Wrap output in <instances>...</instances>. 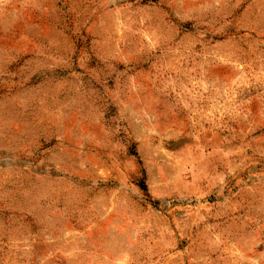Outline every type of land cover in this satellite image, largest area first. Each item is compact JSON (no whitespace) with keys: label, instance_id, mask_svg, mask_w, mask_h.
<instances>
[{"label":"rangeland","instance_id":"374dc122","mask_svg":"<svg viewBox=\"0 0 264 264\" xmlns=\"http://www.w3.org/2000/svg\"><path fill=\"white\" fill-rule=\"evenodd\" d=\"M0 264H264V0H0Z\"/></svg>","mask_w":264,"mask_h":264}]
</instances>
